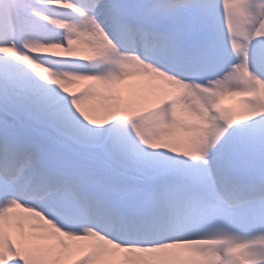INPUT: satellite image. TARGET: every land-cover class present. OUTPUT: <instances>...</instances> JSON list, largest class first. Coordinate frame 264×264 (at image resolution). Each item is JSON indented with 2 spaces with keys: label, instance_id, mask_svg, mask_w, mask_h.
<instances>
[{
  "label": "snow or ice",
  "instance_id": "6c2138e0",
  "mask_svg": "<svg viewBox=\"0 0 264 264\" xmlns=\"http://www.w3.org/2000/svg\"><path fill=\"white\" fill-rule=\"evenodd\" d=\"M0 264H264V0H0Z\"/></svg>",
  "mask_w": 264,
  "mask_h": 264
}]
</instances>
